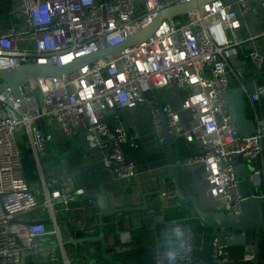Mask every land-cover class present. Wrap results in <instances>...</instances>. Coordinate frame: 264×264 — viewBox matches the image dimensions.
Instances as JSON below:
<instances>
[{
	"label": "built area",
	"instance_id": "obj_1",
	"mask_svg": "<svg viewBox=\"0 0 264 264\" xmlns=\"http://www.w3.org/2000/svg\"><path fill=\"white\" fill-rule=\"evenodd\" d=\"M21 21L0 30V70L23 64L63 66L107 46L124 42L145 28L157 13L172 4L192 0H5ZM264 11V0H257ZM250 11L251 0H212L194 11L162 20L144 41L125 47L115 54L100 57L79 67L64 81L59 77H31L19 84L16 96L10 85L0 80V264H21L24 253H36L40 261L58 264L63 252L62 234L56 214L65 215L84 194L70 177H40L33 186L27 182L22 157L27 151L39 166L45 156L50 134L35 128L41 119L45 130L57 128L65 139L81 133L88 147L100 153L102 168L121 182L136 176L135 163L126 159L125 147H138V135L122 122L118 112L139 106L148 108L152 130L162 152L164 141L160 113L165 116L171 140L182 138L192 145L190 154L177 162L178 167L203 166L206 194L219 200L221 210L237 214L241 196L232 163L226 159L241 155L251 166L264 150V118H257L255 133L238 135L228 115L222 91L232 87L228 72L242 77L245 67L231 68L227 57L232 49L253 37H238L240 16ZM247 63L263 71L264 56L249 51ZM4 85V86H3ZM186 90L180 111H189V127L180 122L179 111L154 94L170 89ZM264 94V73L249 95L257 101ZM55 126V129L53 128ZM21 132L26 145L20 150L16 134ZM248 181L256 185L263 169L251 166ZM37 191L42 195L38 202ZM163 197L175 196L170 189ZM47 213L29 224L24 215L39 209ZM42 214V213H41ZM179 225L170 236L173 244L157 239L153 264H189L193 247L187 233L183 243ZM56 247V248H55ZM221 232L209 240L211 264H229L230 253ZM255 254H244L252 261Z\"/></svg>",
	"mask_w": 264,
	"mask_h": 264
},
{
	"label": "crops",
	"instance_id": "obj_2",
	"mask_svg": "<svg viewBox=\"0 0 264 264\" xmlns=\"http://www.w3.org/2000/svg\"><path fill=\"white\" fill-rule=\"evenodd\" d=\"M223 1L230 2L231 0ZM235 8L241 21V28L236 33L237 36L253 38L234 47L232 53L227 57L231 68L245 67L246 71L242 77H237L232 72H228L227 76L232 87L243 86L248 81L249 88L244 96L245 113L248 118L255 121L257 118H264V94L254 102L249 98L259 81V75H255L256 71L247 63V55L249 51L256 50L264 56V11L260 9L257 0H251L250 11L243 15L237 7ZM20 21L21 19L13 11L11 3L0 0V30L18 24ZM186 93L187 91L183 89H170L161 95V100L173 110L179 111L181 124L188 128L190 112L180 111V105ZM118 114L122 122L131 125L138 135L137 149L125 147L126 156L133 160L136 169V176L128 182L115 179L112 174L102 168L99 151L88 147L81 133L68 140L53 126L59 155H62L60 159L56 156L52 140L47 144L46 154L40 158L39 166L30 151L24 154L29 156L24 160V171L31 186L36 181L39 183L42 176L45 179L54 177L62 183H65L67 177H70L74 187L83 189L84 194L80 201L73 204L76 206L75 208L65 215L56 214V220L65 221L75 239L95 236L98 233L96 200L86 198L87 195L95 193L104 195L108 206L112 209L135 207L142 203V195L158 189V177L166 172L167 162L164 149L161 155L152 130L148 108L143 105L132 109H122ZM171 143L175 154L179 156L185 157L193 150L192 145L187 144L182 138L171 140ZM252 165H255V169H263L259 175L260 182L251 185L256 187L255 194L260 197L264 210V150ZM179 182L183 194L195 195L203 210H221L220 201L206 194L202 165L179 167ZM164 183L165 190L174 191L171 178H166ZM38 187L40 191L42 185L39 183ZM39 191H37V196L38 199H41L42 195ZM146 199L150 209L162 210L163 221L161 223H143L140 211H123L108 216L103 221L105 256H103L98 242H85L82 245H77V248L72 245L63 246L62 242L68 264H153L154 244L159 239L163 244L171 246L173 242L170 236L174 224H178L179 227L188 226V233L191 235L190 242L193 247L189 264H211L209 240L213 233L221 231L202 225L191 202L181 203L176 195L163 197L161 194H157L148 196ZM35 211L37 210L32 212ZM32 212L24 215V218L33 220L42 215L44 220H49L45 211H42V214H32ZM58 225L62 240L65 241L67 231L62 223ZM260 239H264V234L260 235ZM231 248L233 251L229 252L231 256L229 264H264V259L258 260L257 263L254 262V259L259 256L257 247L254 248L255 258L252 261H243L237 258L239 253L245 254L243 246L236 245ZM59 252L58 264H64L61 260L62 251L58 248ZM78 252L82 255H78ZM24 264H51V262H42L36 253L26 252L24 253Z\"/></svg>",
	"mask_w": 264,
	"mask_h": 264
},
{
	"label": "water",
	"instance_id": "obj_3",
	"mask_svg": "<svg viewBox=\"0 0 264 264\" xmlns=\"http://www.w3.org/2000/svg\"><path fill=\"white\" fill-rule=\"evenodd\" d=\"M209 1L212 0H192L185 3L172 4L161 9L150 24H148L145 28L131 34L124 42L119 45L107 46L95 53L76 58L72 62L63 66L28 63L13 69L0 70V80L5 83L4 85H10L16 96L20 94L19 84L31 77H59L65 81L67 76L73 74L84 64L92 62L106 55L118 53L125 47L133 46L144 41L149 36H151L162 20L171 21L174 17L194 11ZM262 73H264V71H256L255 75H261ZM248 88L249 86L247 81L243 86L230 87L222 91V97L233 128L238 135L244 137L255 133L256 130L255 122L248 118L245 113L244 96ZM147 98L154 99L157 102L158 107L161 109L163 102L161 100L160 94H154L152 96H148ZM160 119L167 169L164 174L158 177V189L142 195V203L138 206L122 207L116 209H112L108 206L106 197L104 195H100L98 193L87 195L86 198L96 200V206L98 209V233L95 236L75 239L72 237L67 223L65 221H57V224L62 223L67 231V239L63 241V246L72 245L73 247L77 248V245H82L85 242H98L101 246L103 256H105L104 218L123 211H140L143 218V223H161L163 221L162 210L150 209L146 197L164 192L166 188L164 181L166 178H171L176 197L181 203L191 202L196 216L202 225L216 231H221L228 247L236 245L243 246V251L245 254H252L254 252V248L257 247L259 256L254 259L255 263H257L258 260L264 259V239H260V235L264 234V210L260 197L255 194L257 192L256 187H253L248 181V176L252 170V167L244 161L241 155H232L226 158L230 163L233 164L236 179L238 180L241 201L239 203V212L237 214L226 213L222 210H203L200 207L198 199L195 195H184L182 192L179 182V167L177 162L184 158V156L175 154L172 148L170 136L167 133L165 116L162 113H160ZM34 125L37 130L46 134H50L56 149V156L59 159L62 158V155H59V147L54 132L52 130H45L43 122L40 118L34 121ZM28 157V155H24L22 157L23 171L24 160ZM126 159L129 161L132 160L129 156H127ZM43 222L49 223V220H44ZM29 223H31L29 220L20 222V224ZM187 233V225H183L179 228V234L183 243L186 242ZM78 255H82V253L78 252ZM83 255L86 257L85 254ZM21 264H24V254L22 256Z\"/></svg>",
	"mask_w": 264,
	"mask_h": 264
},
{
	"label": "rangeland",
	"instance_id": "obj_4",
	"mask_svg": "<svg viewBox=\"0 0 264 264\" xmlns=\"http://www.w3.org/2000/svg\"><path fill=\"white\" fill-rule=\"evenodd\" d=\"M16 140H17V144H18V146H19V148L21 149V150H23V143L26 145V143H27V139H24L23 137H22V135H21V132H19V133H17L16 134ZM41 201H42V199H39L38 200V202L39 203H41ZM33 213H41V210H40V208L39 209H37V211H35V212H32V214Z\"/></svg>",
	"mask_w": 264,
	"mask_h": 264
},
{
	"label": "trees",
	"instance_id": "obj_5",
	"mask_svg": "<svg viewBox=\"0 0 264 264\" xmlns=\"http://www.w3.org/2000/svg\"><path fill=\"white\" fill-rule=\"evenodd\" d=\"M225 2V1H224ZM161 152V151H160ZM161 155H162V152H161ZM227 249H228V251L230 252V253H232L231 251H233V248H231V247H227ZM243 256V253H239V255H238V257L237 258H239V259H241V257ZM231 257V256H230ZM236 258V259H237ZM233 259V258H232Z\"/></svg>",
	"mask_w": 264,
	"mask_h": 264
}]
</instances>
